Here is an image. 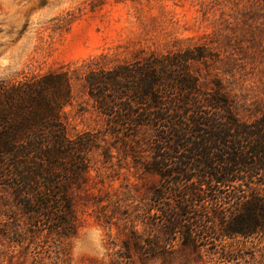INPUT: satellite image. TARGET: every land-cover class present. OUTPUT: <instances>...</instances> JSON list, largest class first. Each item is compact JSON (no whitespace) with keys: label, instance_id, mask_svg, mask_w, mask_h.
Masks as SVG:
<instances>
[{"label":"rangeland","instance_id":"374dc122","mask_svg":"<svg viewBox=\"0 0 264 264\" xmlns=\"http://www.w3.org/2000/svg\"><path fill=\"white\" fill-rule=\"evenodd\" d=\"M196 48L206 54L191 66L200 88L218 84L238 117H258L264 0H0V81L6 83ZM81 77L72 81L73 101L63 109L69 137L103 128L81 92ZM113 157L107 164L99 151L88 154L89 168L69 193L71 222L56 231L45 217L17 205L7 209L0 199V264H264V238L213 233L168 240L151 200L159 178L130 158ZM163 204L171 206V198Z\"/></svg>","mask_w":264,"mask_h":264},{"label":"trees","instance_id":"16d2710c","mask_svg":"<svg viewBox=\"0 0 264 264\" xmlns=\"http://www.w3.org/2000/svg\"><path fill=\"white\" fill-rule=\"evenodd\" d=\"M205 55L201 48L150 53L111 67L0 81L2 206L45 217L54 231L69 225V193L89 168L88 154L99 151L110 164L115 152L159 178L151 200L168 240L264 238V109L245 121L220 85L200 88L191 66ZM79 74L103 128L69 137L63 109Z\"/></svg>","mask_w":264,"mask_h":264}]
</instances>
